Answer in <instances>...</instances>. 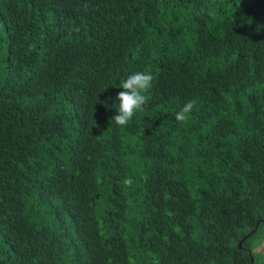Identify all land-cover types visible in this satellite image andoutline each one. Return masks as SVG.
<instances>
[{
  "label": "trees",
  "instance_id": "1",
  "mask_svg": "<svg viewBox=\"0 0 264 264\" xmlns=\"http://www.w3.org/2000/svg\"><path fill=\"white\" fill-rule=\"evenodd\" d=\"M262 232L264 0H0V264H256Z\"/></svg>",
  "mask_w": 264,
  "mask_h": 264
},
{
  "label": "clouds",
  "instance_id": "2",
  "mask_svg": "<svg viewBox=\"0 0 264 264\" xmlns=\"http://www.w3.org/2000/svg\"><path fill=\"white\" fill-rule=\"evenodd\" d=\"M154 75L148 71H136L127 76L120 83L123 89L116 97L117 109L116 115L112 121L119 128H126L138 113H142L149 103V93L153 87ZM195 99L186 102L175 114V121L178 124L187 123L191 113L196 107ZM123 185L131 188L134 184L132 177H125L122 181ZM253 252L260 254L258 264H264V232L256 235L250 242Z\"/></svg>",
  "mask_w": 264,
  "mask_h": 264
},
{
  "label": "rangeland",
  "instance_id": "3",
  "mask_svg": "<svg viewBox=\"0 0 264 264\" xmlns=\"http://www.w3.org/2000/svg\"><path fill=\"white\" fill-rule=\"evenodd\" d=\"M260 259H258V262H259ZM258 262H256V264H258Z\"/></svg>",
  "mask_w": 264,
  "mask_h": 264
},
{
  "label": "water",
  "instance_id": "4",
  "mask_svg": "<svg viewBox=\"0 0 264 264\" xmlns=\"http://www.w3.org/2000/svg\"><path fill=\"white\" fill-rule=\"evenodd\" d=\"M250 234H252V233H250ZM249 236V235H248Z\"/></svg>",
  "mask_w": 264,
  "mask_h": 264
}]
</instances>
